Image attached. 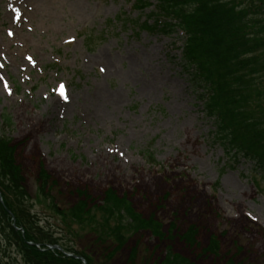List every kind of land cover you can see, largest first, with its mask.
I'll return each instance as SVG.
<instances>
[{
  "label": "rangeland",
  "instance_id": "374dc122",
  "mask_svg": "<svg viewBox=\"0 0 264 264\" xmlns=\"http://www.w3.org/2000/svg\"><path fill=\"white\" fill-rule=\"evenodd\" d=\"M132 3L0 0V122L10 118L0 135L15 147L31 210L59 220L38 194L42 171L60 210L78 192L93 205L113 190L163 225L162 239L130 235L109 264H130L132 249L133 264H160L167 249L189 264H264V182L215 140L181 68L182 34L138 29L149 9ZM190 229L192 246L181 239ZM211 238L217 255L206 252ZM6 255L0 264H22Z\"/></svg>",
  "mask_w": 264,
  "mask_h": 264
},
{
  "label": "trees",
  "instance_id": "16d2710c",
  "mask_svg": "<svg viewBox=\"0 0 264 264\" xmlns=\"http://www.w3.org/2000/svg\"><path fill=\"white\" fill-rule=\"evenodd\" d=\"M132 7L140 13L149 9L138 29L182 34L181 68L191 87L201 91L198 99L215 128V140L225 156L251 163L250 172L264 182V0H133ZM2 124L10 127V118L4 117ZM46 177L39 172L38 194L49 201L58 222L49 223L47 216L31 210L15 147L7 136H0V253L10 258L6 252L13 251V263L19 257L22 264H82L80 257L87 264H109L134 233L164 237L162 224L143 220L113 190L93 205L78 192L77 202L60 210L47 197ZM173 230L171 225L170 233ZM191 230L181 238L190 246L195 243ZM82 236L93 239L79 251L76 244ZM216 242L211 239L207 253L217 255ZM93 249L99 256L96 262ZM136 254L131 250L130 264ZM160 264L189 263L167 249ZM224 264L241 263L229 259Z\"/></svg>",
  "mask_w": 264,
  "mask_h": 264
},
{
  "label": "water",
  "instance_id": "95a60500",
  "mask_svg": "<svg viewBox=\"0 0 264 264\" xmlns=\"http://www.w3.org/2000/svg\"><path fill=\"white\" fill-rule=\"evenodd\" d=\"M85 264V262H83Z\"/></svg>",
  "mask_w": 264,
  "mask_h": 264
}]
</instances>
